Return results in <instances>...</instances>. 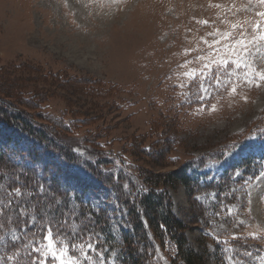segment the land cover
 I'll return each instance as SVG.
<instances>
[{
    "label": "rangeland",
    "instance_id": "1",
    "mask_svg": "<svg viewBox=\"0 0 264 264\" xmlns=\"http://www.w3.org/2000/svg\"><path fill=\"white\" fill-rule=\"evenodd\" d=\"M247 2L0 0V98L40 119L51 133L41 144L0 123V150L18 164L25 158L27 168L33 160L42 162L41 173L51 166L50 173H58L73 190L69 205L77 206L82 198L105 211L110 237L100 233L104 264H127L124 240L135 239L128 210L106 178L121 181L125 195H138L150 189L146 181L184 169L201 186L193 200L182 184L161 182L160 189L185 226L187 249L201 255L203 264H224L219 236L236 246L245 264L264 260V241L231 240L233 233L247 236L264 229V181H252L250 204L241 191L245 180L264 171V83L239 87L236 95L222 91L208 102L217 110L201 112L185 106L174 88L188 70L180 65L198 54L185 56V50L204 48L201 38L211 40L207 34L216 28L228 30L221 22L227 9ZM255 18L252 12L227 13L233 23ZM230 189H237L241 199L224 196L225 203L240 204L244 225L211 215L215 205L196 199ZM2 235L7 241L12 231ZM16 235L23 242L31 233L26 228ZM136 247L146 255L145 264H153L151 250L142 243ZM245 248L252 257L243 255ZM6 251L0 242V255ZM166 251L178 259L173 243L166 242ZM71 252L81 264H100L95 252L92 260L79 256L78 249Z\"/></svg>",
    "mask_w": 264,
    "mask_h": 264
},
{
    "label": "snow or ice",
    "instance_id": "2",
    "mask_svg": "<svg viewBox=\"0 0 264 264\" xmlns=\"http://www.w3.org/2000/svg\"><path fill=\"white\" fill-rule=\"evenodd\" d=\"M214 6L222 7L220 4ZM242 11L252 12L256 18L237 20L234 23L227 19L228 12L235 16ZM221 22L228 24L229 29L221 31L216 28L207 34L212 38L211 40L201 38L204 48L185 50V56L193 52L198 54L194 59L185 60L180 65L181 68L188 70L180 74L179 82L174 85L178 94L183 97V104L194 107L197 112L205 108L216 111V105H209L208 102L222 91L236 95L239 87L244 85L260 87L264 83V0H248L247 5L240 8L233 3ZM197 23L208 25L209 21L200 20ZM191 64H198L199 67L189 68ZM23 175L24 172L21 171L0 176V179L8 181L7 185L0 183V230L7 224L17 225L11 229L12 235L7 241L5 236L0 235V242H5V248L10 249L4 255H0V264H4L5 260L9 264H81L78 256L71 252L72 249H78L79 256H83L85 260H92L91 253L95 252L100 258V264H104L105 249L99 246L101 235L95 230L93 215L85 214L86 223L82 227L79 226L73 222L80 219L76 206L56 201L54 207L53 204L45 201L43 182L37 185L36 191H26L27 184L21 183ZM234 175L238 176L240 173L236 172ZM253 180L264 181V171L245 180L241 185V191L248 204L251 203L250 189L253 186ZM22 188L25 190L22 191ZM224 196H235L237 200L241 199L237 189H230L225 194L210 192L205 196H197L196 199L209 200L215 205L217 210L211 212V215L234 218L237 226L244 225L245 221L239 219L240 204H227ZM25 197L28 199L25 200ZM34 197L39 199L33 204L31 200ZM96 207L98 208V205ZM37 209L43 214L37 216L35 214ZM29 210L33 212L31 216L27 215ZM57 216L59 219H56ZM70 222H72L71 231H65V225ZM30 225L35 227L29 228ZM26 228L31 235L21 242V237L17 236L16 232ZM207 234L214 235L212 232ZM248 238L264 241V229L249 232L247 236L231 234L232 241L246 242ZM215 239L217 244L223 245L220 251L224 264H245L235 245L230 244L228 240H221L219 236H215ZM243 255L252 257L253 253L245 248ZM261 264H264V260Z\"/></svg>",
    "mask_w": 264,
    "mask_h": 264
},
{
    "label": "trees",
    "instance_id": "3",
    "mask_svg": "<svg viewBox=\"0 0 264 264\" xmlns=\"http://www.w3.org/2000/svg\"><path fill=\"white\" fill-rule=\"evenodd\" d=\"M33 106H36L33 104ZM29 104V107H33ZM37 107V106H36ZM40 119L32 117L23 112L18 106L3 100L0 98V123L7 127L19 130L31 139L39 143H46L51 135L48 128L40 124ZM243 136L240 140L244 139ZM64 149V148H63ZM67 154L68 151H63ZM70 155V154H69ZM67 157V156H65ZM28 159V158H27ZM31 159V158H30ZM18 164L19 161L12 157L8 152H2L0 150V176L12 175L13 173L24 172L21 177V183L27 184L26 191L34 192L37 190V185L41 182L44 183V200L55 207L56 201H62L70 204L68 200L72 195L73 190L64 184L62 176L55 172L50 173L51 166H45V169L39 172L42 162L38 163L35 160L32 161L34 165L31 168H27L26 161ZM245 163H249L248 160ZM54 170V168H52ZM152 176V175H150ZM107 179V184L115 186L114 190L118 192L123 200L125 208L128 210V217L133 225L134 238H125V256L127 264H145L146 255L140 253L136 247L138 243H142L145 249H150L152 252L153 264H164L161 257L164 258L167 264H178L179 260L182 264H203V257L195 253L191 249H187V240L184 235L185 226L182 222L176 219L172 212V204L167 193L160 188V183H169L172 186L182 184L190 198L193 200L194 194H197L201 186L198 182H193L186 173L185 169L166 175L164 177L155 176L146 181L151 183V187L148 191L144 190L140 194L132 195L131 192L125 195L123 183L119 181L117 184L115 180ZM0 183L7 185L8 181L0 179ZM209 188L211 184L207 185ZM211 188V187H210ZM135 188L133 187L132 192ZM25 189L22 188V191ZM124 192V193H123ZM27 198V197H25ZM39 197H34L31 203H36ZM195 201H193L194 203ZM76 210L80 211L79 220H75L76 224L83 226L85 214L91 213L94 217V227L96 232L104 233L107 237H110V225L105 211L96 210L88 202L82 198H77ZM33 214L32 210H29ZM41 213L39 209L36 210V215ZM82 213V214H81ZM198 216V215H197ZM14 218V217H13ZM15 219V218H14ZM59 219V216H57ZM17 227V225L7 224L6 227L0 230V235L5 231L11 230ZM72 229V222L65 225V231L70 232ZM171 242L177 249V257H171L169 252L166 251V242ZM147 247V248H146ZM148 253V251H146Z\"/></svg>",
    "mask_w": 264,
    "mask_h": 264
}]
</instances>
